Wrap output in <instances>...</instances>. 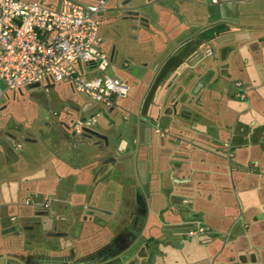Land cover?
Returning <instances> with one entry per match:
<instances>
[{
	"label": "crops",
	"instance_id": "0c3cea01",
	"mask_svg": "<svg viewBox=\"0 0 264 264\" xmlns=\"http://www.w3.org/2000/svg\"><path fill=\"white\" fill-rule=\"evenodd\" d=\"M156 1L146 10L150 29L128 32L125 36L135 39L116 46L115 63L121 53L125 59L120 65L121 79L126 83L129 78L135 91L128 109L116 99L109 116L121 120L115 128L99 133L112 136L127 155V183L143 180L150 218L168 222L169 217H189L174 221L209 231L183 247L185 264L193 263L197 255L200 264H264V0L240 3L243 7L237 8L234 19L229 6L217 13L189 0ZM82 4L91 5L90 0ZM107 14L102 17L101 49L110 55L116 43L111 29L116 25ZM215 27L220 30L214 38L187 59L180 58L192 35ZM209 48L212 55L204 58ZM168 61L172 63L170 75L143 115L148 80ZM145 65L150 68L137 81L131 71ZM236 82L245 87L243 101L236 97ZM73 107L64 113L65 128L68 120L71 124L99 109L88 104L86 111ZM155 124L168 133L150 139L141 132V126ZM52 144L53 152L48 146L45 151L35 150L37 156L27 155L33 166L36 159H42L39 166L47 170L42 180L48 185L46 191L66 183V173L74 178L70 184L86 183V177H79L86 165L68 148ZM253 162L259 164L255 173L249 170ZM163 230L166 233L154 237L183 242L180 235H171V229ZM13 251L3 254L0 250V259H9Z\"/></svg>",
	"mask_w": 264,
	"mask_h": 264
},
{
	"label": "flooded vegetation",
	"instance_id": "af4514ba",
	"mask_svg": "<svg viewBox=\"0 0 264 264\" xmlns=\"http://www.w3.org/2000/svg\"><path fill=\"white\" fill-rule=\"evenodd\" d=\"M48 1L45 0V3ZM61 1L52 0L50 3L59 4ZM122 1L108 0L105 12L116 10ZM202 1V6L218 9V12L229 6L234 19L236 5L251 0H231L227 3L210 0L209 5H205L206 0ZM147 2L152 6L157 1ZM117 20L118 17H114L111 24L116 25ZM149 24L151 26V22ZM227 25L234 28L232 24ZM219 28L199 31L189 41L207 43L216 36ZM112 37L116 40L113 33ZM93 144L97 157L79 173L80 178L88 179L87 182L69 184L67 189L58 185L47 191L44 198L35 199L39 195L32 193L34 197L30 195L28 203L27 199L16 196L7 200L0 177V234L3 238L11 235L14 246L9 259H0L1 264H143L149 257L150 264L156 262L153 246L169 241L151 234L146 237L147 233L156 229L149 225V204L143 180H140L141 183L134 180L132 184L127 183L125 177L129 159L114 138L113 142L108 140L106 146L98 139H94ZM187 218L181 217L182 220ZM5 220L9 224L4 227ZM156 222L161 229L172 230L178 225L170 217L168 222L160 218H156ZM180 226L181 229L175 232L185 243L194 242L199 236L209 233L202 227L204 231L192 237L188 236L189 231L194 229L192 224L182 223ZM19 238L24 241L20 251L16 249ZM66 241L74 242V245L63 246ZM35 244L40 245L41 250L35 251Z\"/></svg>",
	"mask_w": 264,
	"mask_h": 264
},
{
	"label": "built area",
	"instance_id": "2783aa9c",
	"mask_svg": "<svg viewBox=\"0 0 264 264\" xmlns=\"http://www.w3.org/2000/svg\"><path fill=\"white\" fill-rule=\"evenodd\" d=\"M90 1L91 5H85L62 0L50 7L41 1L0 0V82L4 86H0V106L9 93L34 84L48 93L50 86L68 83L88 99L89 108L109 110L115 108L117 98L127 97L129 86L104 74L112 64L110 55L101 49L102 17L108 0ZM211 55L209 48L204 58ZM91 71L99 75L93 78ZM234 86L236 97L245 100L243 84ZM96 122V117L83 122L77 119L69 125L70 131L79 135L84 129L94 130ZM152 128L161 138L168 133L159 124ZM258 167L253 162L249 170L255 173ZM203 231L197 226L188 236Z\"/></svg>",
	"mask_w": 264,
	"mask_h": 264
},
{
	"label": "rangeland",
	"instance_id": "374dc122",
	"mask_svg": "<svg viewBox=\"0 0 264 264\" xmlns=\"http://www.w3.org/2000/svg\"><path fill=\"white\" fill-rule=\"evenodd\" d=\"M50 1L52 0H49L45 4L48 5ZM76 1L85 3V0ZM237 5L236 9L243 7L242 4ZM244 7H246V5H244ZM223 10H226V8H223ZM218 11L219 10L216 9L217 13ZM107 13L108 20L118 17L116 10H110ZM124 60V55L121 53L118 55L116 63L111 64L104 74L110 78H117L121 82L125 83L121 79L122 77L120 72V65ZM98 75L99 73L96 71L90 72V76L93 78ZM125 81V84H127L130 88V86H132L131 80L127 78ZM0 86L4 88L2 82H0ZM134 91L135 89L133 90L132 86V89L129 91L127 97L117 98V102L124 105L126 109H128V104L131 101L130 99L134 94ZM1 103L2 106L0 108L4 109L0 111V144L2 149L0 151V177L3 181L2 190L5 192L7 200L14 198L15 196L22 199L31 198V196L34 197L32 193L39 195L37 198L35 197V199H40L41 197L44 198V196H46V188L48 185L42 182V180L44 179L47 170L42 169L39 166L40 163L42 165V159L39 158L38 160L35 158L37 160V164L36 166H33L30 163L32 158L27 155L31 152L33 155H36L35 150L45 151V148L48 146L50 147L49 151L53 152L55 147L52 146V142L57 143L62 148H68L70 153H75L82 161L81 163L83 165H89L96 159L97 154L93 144L94 140L72 137L71 131L69 132L65 127H63L65 121L64 113L68 106H74L73 108H81V110H83V108L89 103L88 99L84 95L75 92L68 83L57 84L55 87L49 88L48 93L44 92L43 87L30 90H25L23 88L21 91L15 93V95H13V93H9L4 97ZM45 107L52 109L47 111ZM53 111L60 113V116L58 117V114ZM96 118L97 122L94 126V130L102 133L108 129L115 128L121 120L120 118H116L117 120L113 119L116 121L113 125H109V122L100 116H97ZM70 121L68 120L65 124L68 126L71 125ZM40 122L46 124V126ZM47 124L49 126H47ZM143 126L144 127L141 126V132L145 133L148 138L155 139L156 134L154 133L153 128H149L146 125ZM17 143L20 145H16ZM17 146H19L20 149H17ZM5 158L6 160H4ZM48 170L49 175L52 176L54 172L52 167ZM64 176H66L65 179L68 180V183H62L61 187L67 189V186L72 181L74 182V178L72 174L68 173ZM167 191V193H169V188ZM21 218L26 219V217ZM170 218L174 221V217ZM180 219L181 217L176 218L178 223ZM8 224L9 222H4V227ZM149 225L151 228L156 230L151 231L152 233H147L146 237L150 234L163 235L166 233L165 230L157 226V222L153 217L150 218ZM180 225L181 224H178L177 227L172 228L170 231L172 236L178 235L176 232L181 229ZM260 232H262V230ZM23 242L24 241L20 238L17 240L16 249H18V251L22 250V245L24 244ZM81 244L83 243H78V245ZM70 245H74V242L66 241L63 243V246ZM185 245H187L185 242L180 244L175 243L172 240V242L169 241L168 243H163L157 247L153 246L152 253L156 258V262L154 264H185L186 249L183 248ZM13 247V238L11 235L8 234L5 238H3L0 234L1 253L5 254L12 251L14 249ZM40 248V245H34L35 251L41 250ZM150 259L151 257L146 259L143 264H150ZM198 259L199 258H195L194 262L190 264H198Z\"/></svg>",
	"mask_w": 264,
	"mask_h": 264
},
{
	"label": "water",
	"instance_id": "95a60500",
	"mask_svg": "<svg viewBox=\"0 0 264 264\" xmlns=\"http://www.w3.org/2000/svg\"><path fill=\"white\" fill-rule=\"evenodd\" d=\"M189 1H193V4L195 5L203 4L202 0H189ZM41 2L44 3L45 0H41ZM209 3L210 0H206L205 5H209ZM149 7L151 6L148 4L147 0H124L120 2L119 8L116 9V12L119 15L116 28L111 29L114 37L116 38V40H114L116 43L113 45L110 54V59L112 63H115L116 54L118 53V49L116 48V46L122 45L125 42V39L127 40L135 39V37L131 38L129 36H125L128 32H135L140 30L148 31L150 29V24H149L150 14L146 12V10L149 9ZM197 33H195L194 35H197ZM187 44L188 45L185 46L179 53L180 58L182 60L187 59L194 51H196L202 45V42L200 43L198 41L192 40ZM170 65H172L170 61L164 63V65L160 69H158L155 73L153 72L152 75L150 76L148 80V84H149L148 92L142 105L143 115H146L149 106L155 99V94L159 93L158 90L161 89L160 92L162 91L163 82H165L170 75L169 72ZM149 68L150 66H146V65L142 67L134 66L131 71V76L136 78L137 81H142L143 77L146 75ZM138 73L140 74L138 75ZM36 88H39V84L27 86L25 87V90L36 89ZM45 109L48 111L47 107H45ZM113 109L114 108L105 110L103 108H99L95 110L92 114L88 115L87 117L81 118L80 121L83 122L85 120L100 116L101 118L108 121L109 125H113L114 121L109 116L112 113ZM43 125L46 126V124ZM47 126L49 125L47 124ZM66 130L70 132V127L67 126ZM71 136L86 140L98 139L102 141L105 144V146L107 145L108 140L113 142L112 136L107 137L95 130L84 129L82 133H80L79 135H76L75 133H71ZM103 179H105V177Z\"/></svg>",
	"mask_w": 264,
	"mask_h": 264
}]
</instances>
